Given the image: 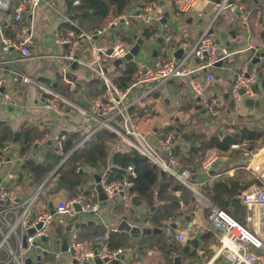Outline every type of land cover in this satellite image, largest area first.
I'll return each mask as SVG.
<instances>
[{
    "label": "built area",
    "instance_id": "1",
    "mask_svg": "<svg viewBox=\"0 0 264 264\" xmlns=\"http://www.w3.org/2000/svg\"><path fill=\"white\" fill-rule=\"evenodd\" d=\"M44 0H0V42L3 57L0 58V71H9L15 81L30 84L37 87L41 94L44 110L56 115H65L78 118L82 123L85 138L81 143L101 130H109L120 140V144L127 151H136L145 157L150 163L161 171L169 173L183 186L188 188L195 198L196 207L192 211V225L180 228L176 231L175 238L183 245L192 241L199 231L212 232L217 237V245L211 256H204V264H264V145L260 148L250 147L251 141L247 138L233 142L230 150L242 149L245 156L249 157L245 168L250 171L261 184H253L239 195L240 203L245 208V223L240 222L232 214L212 202L202 191L206 180L214 175L220 160L223 158L216 150H210L200 164V170L207 175L204 180H197L187 166L176 155V142L179 136L178 129L171 120L162 121L161 134L154 131L143 130L137 119L135 108L147 97L155 93L157 89L168 87L171 81L186 79L192 92L204 99V109L214 121L223 110V102L218 97H207L209 83L216 79L213 69L218 63H224L234 53L224 45L216 43L211 29L220 18L221 14L228 10L237 14L240 23L246 26L248 38L251 35L250 10L245 0H146L135 3L127 11L113 16L104 27L86 31L81 28L57 29L56 43L64 47V50L54 57L59 65L65 82L72 87L75 84L69 78L72 64L77 68L89 70L95 74L103 84V94L91 99L84 104L75 97L68 96L36 76L14 65L16 59L10 56L16 54L22 59L29 60L34 57L32 45L34 43L33 15ZM80 0H74L77 5ZM140 4H143L140 7ZM140 9V13L135 15ZM165 11H169V21H177V13L193 14L208 19L207 28L196 38L195 43L187 48L180 57L166 52L165 57L149 62L147 55L152 48L151 44L157 42V38H164L161 34V25ZM31 13L30 23L25 22V14ZM10 13H13L10 16ZM137 18L142 27L140 31L156 22L157 31L155 41L143 46L133 60L137 65L136 74L128 80L126 85H120L118 79L122 72L115 64L113 73L108 74L104 69L105 62H114L116 59H124L134 44H128L120 37L111 38V44L99 42L104 38L108 30L121 23L131 24V19ZM125 19L124 22L121 20ZM11 22L17 25L15 34L9 35L4 28ZM152 29V27H151ZM134 30V33H138ZM166 34V31L162 29ZM160 45V44H158ZM254 45H250L252 47ZM249 47V48H250ZM112 52L108 54V50ZM127 62L121 66H125ZM258 70H248L247 64L233 75L230 89V98L239 107L245 97L259 98L254 90V85L259 82ZM6 79L0 76V89ZM244 90V93L241 91ZM4 102L11 100L10 93H0ZM236 116V115H235ZM264 127V121L263 125ZM66 135L46 134L32 142V145L45 144L50 140L54 142L59 154L63 153V143ZM19 145L12 141H6L0 145V264H26V251L32 249L36 241L37 248L49 250L53 246L52 224L57 216L77 217L79 213L100 215L103 210L102 201H90L84 193L71 198L61 197L54 203V213L49 208L35 214L34 207L45 183L35 192L25 193L18 201L17 198L24 194L21 188L15 184L17 171L5 169L10 163L11 156L16 158ZM78 147V145H77ZM69 151L63 162L70 156ZM128 178L111 180L107 173L102 175L100 183L103 186L108 202L121 199L130 202L133 198L131 186L133 178L137 177L135 167L128 165L125 168ZM213 172V174H212ZM211 173V174H210ZM11 184V185H9ZM180 203L183 204L182 200ZM75 204H80L77 210ZM34 216V218H33ZM42 223L41 228H36L34 235L28 231ZM117 231L116 227L107 228L88 239L81 240L79 232L73 229L68 237L70 263L77 260L78 264H97L96 259H107L106 264H129L133 258V248L127 246H111V234ZM42 236L47 239L42 240ZM40 238V239H39ZM38 239V240H37ZM39 240L42 243L39 245ZM68 251V253H69ZM164 264H171L166 262Z\"/></svg>",
    "mask_w": 264,
    "mask_h": 264
},
{
    "label": "crops",
    "instance_id": "2",
    "mask_svg": "<svg viewBox=\"0 0 264 264\" xmlns=\"http://www.w3.org/2000/svg\"><path fill=\"white\" fill-rule=\"evenodd\" d=\"M140 1L143 0H131L127 10L135 3ZM245 1L249 5L251 26L250 38H248L246 33V44L233 41V39L237 38V35L240 33L239 27L234 26L230 30L227 41L218 37L220 40V45L228 47L233 53L240 54L239 56L233 54L229 61H227V64L224 62L213 69L216 79L209 83L207 97H218L222 100L224 106L219 117H217L214 121L212 120V118L206 113L204 109V99L196 96L192 92L186 79H177L171 81L168 87H161V89H157L155 93L145 98L135 108L139 125L145 131H154L157 135L161 134L163 132L161 123L165 120H171L172 124L178 130H182H180L181 132H179L180 134L177 137L176 142V155L181 162H184L182 158H189L185 157V154L187 155L190 153V151H195L197 149L198 145L191 144V141L194 140L200 143L206 137L217 132V130H219L220 133L221 129L223 130V133H220V136L222 137L225 133H227V131H234V127H236L238 124H246L260 133V136L257 138H247L251 141L250 147H253L255 143L264 142V140L262 141L264 138V127L262 126L264 121V74L260 76L258 75L257 78L261 86L259 98L262 99L261 105L259 107L247 106L243 103L244 110H240L238 115L235 116L233 109L227 105V102L230 99V89L233 75L236 71L247 64V61L243 59L241 54L245 49H248L250 45H259L261 42L260 36L264 32V0ZM75 6L76 5L74 2L72 5L68 4V0H44L43 3L38 8H36L33 15L34 43L32 45V53L34 57L29 60L22 59L16 54L11 55L10 57L16 59L14 65H16L18 68L21 69L22 66L26 67L28 71H24L30 75L38 77L39 79L53 86L58 91L68 96L75 97L77 100L86 104L91 99L103 94L104 87L102 81L92 72H90L89 75H85L83 68L76 67V69H72L69 73V75H71V77H69L70 80H72L75 84V87H72L63 79L61 70L59 69L58 71V69H54V65L59 67L56 59L47 55H55L64 50L63 46L56 43L57 29H74L70 28V25H72L76 28L90 31L96 28L104 27L110 18L119 14H112L102 21L93 23L84 20L81 16H79V12L74 10ZM12 14L13 13H10V16H12ZM187 15L190 14L177 13L176 16L178 19L173 25L174 27L171 26L169 20L167 21V26L161 25V34L159 35H164V38L162 40L158 37L157 42L151 44L152 48L148 51L147 55L148 61L150 63L154 60L165 57L166 52L173 53V55L176 57V52H178L180 49H183L182 54L184 53V51L187 49V42L184 40L185 31L183 22ZM195 16L197 17L195 24L188 25L189 28H187V30L189 29L190 33L193 34L195 38H197L202 33V31L207 28L209 21L207 18H202L197 15ZM31 20V13H26L25 22L30 23ZM92 24H98V26L91 28ZM16 28L17 25L14 22H11V24L4 28V30L9 35L13 36L15 34ZM132 29L133 27H129V25L126 23H121L113 28L115 32L114 37L118 36L123 41L130 44L133 41L134 35L132 34L134 33V30ZM162 29L166 31V34L162 32ZM105 38L106 36L100 39L102 41L99 40V42L110 45L104 40ZM152 41H155L154 37L150 38L148 43H151ZM3 56L4 55L1 52L0 42V58ZM117 68L118 69L115 71L120 70L122 72L123 66ZM260 71L264 72V68L260 69ZM0 76L6 79V82L3 83V86L0 89V93H10L12 96L11 100L4 102L0 95V123L11 127V129L16 133H21L22 131H25L27 127H31L33 131L37 132L38 136L35 137L36 139H40L46 134L50 136L64 134L67 137L68 134L73 132H84L80 119L69 117L67 114L56 115L44 110L42 106L41 94L37 87L30 84H24L20 81H15L13 74H11L9 71H0ZM162 99H164V103L166 104L165 108L156 106V103ZM198 102H202V108L199 107ZM173 105H176V107ZM167 107L170 108L168 112L165 111ZM192 108L194 109V112L190 113ZM162 111L165 112L162 117L163 119L161 118L160 121L155 123L154 119L158 116H161L160 113ZM255 117L257 118L255 119ZM144 119L146 122L141 123ZM254 119L255 124L253 125L252 122ZM218 122H221L220 126H217L218 124L216 125ZM147 123H152L153 125L147 129ZM225 127H227L229 130H225ZM35 138L34 140H36ZM7 141L17 143L19 147L16 158L11 156V161L6 165L5 169L17 171V179H15V184L21 188L24 194L35 192L38 187L46 182L43 190L40 193L39 202L37 201L38 207H34L35 214L48 208V200L50 198H53L54 203H56L57 201L55 202L54 197L57 195H59V200L62 196L65 198H71L74 195L84 193L90 201H100L98 192L88 188V185L94 181L93 174L101 173V175H104L107 173L109 176V167L112 165H117L112 163V157L114 153L118 151H127L120 144V140L116 136L115 140L109 141L110 155L108 157L107 166L104 167L101 165L98 169H94L89 164L83 163L81 169L78 167L77 170L80 169L83 171V174L80 177L84 178L88 182L86 183L85 181H82L79 186L73 185L71 188H66L64 186L59 187V185H61L57 182V179L61 176V173L59 172H57L54 177L48 180L49 175L53 171L60 169L61 164H64V158H62L61 161L55 165L53 170L48 173V175L40 184L35 183L32 180V175L28 169L24 167V164L27 160L43 163L46 160H55L58 155L61 156V154L58 152L55 153L54 147L56 146L53 141L50 140L48 143L37 144L34 146L31 142V146L26 149L25 152H23V144L21 142L14 140ZM82 143L79 142L78 146H80ZM210 150H216L220 156L223 157L219 162L217 170L214 171L215 174L206 180L207 182H205V185L202 188L203 193L212 202L217 204L210 198L209 192L211 187L215 184V181L220 177H222V179L226 176L233 178L234 183H230V186L232 184H237L236 190L233 194H226V201L229 200L232 195H234L235 199H239V195L242 191L246 190L253 184H260V181L245 168L249 157L244 155L242 149L230 150L229 148L222 151L216 148H211ZM200 164L194 166V168L197 169V174L194 176V178L197 180H204L207 178V175L200 170ZM117 166L121 167L120 165ZM111 173L123 175V177L119 179H125L129 177L128 173ZM239 186L241 187V190H238ZM167 193L174 198H180L183 204L180 203V200L179 204H177L174 200H158L156 199V196L154 198V206H150V199L153 200V197H149L150 199L143 197L134 203L133 198L130 201L131 204L129 203L130 205L127 209L129 215L127 216L131 222H139L143 226L159 227L162 229V231L140 237H133L130 233L119 231V233H121L119 235L121 241L119 246L133 248V258L129 264H164L166 262L173 264V255L165 253L168 247L173 244H176L178 247H180V254H183L184 264H188L187 261L189 262L193 256H196L198 259L195 264H204L216 247L218 241L215 234L202 230L199 231V236H197V234L195 236V238L199 239V245L195 246L192 242L194 240L193 239L187 244L191 246V252L189 254L184 252L183 249L186 245H183L177 241L175 235L178 229L189 226L190 222H192L191 212L196 207V204L194 201L193 203H186V200L181 197L182 193L180 190L173 191L168 189ZM240 205L244 210L245 217V208L241 203ZM110 211L111 210H108L106 207H103L100 215L88 214V217L72 224H70V222L65 223V219H62L71 218L69 216H64L60 219L56 218L52 224V235L54 241L53 245L57 240L62 239L64 233H70L73 229H76L82 234V237L88 239L89 237L105 231L107 228L116 227L120 219L116 221L115 216ZM167 213L169 214V217L167 216ZM146 217L149 219L148 222L143 221V219L145 220ZM154 220L159 221L155 222ZM111 221L115 222L111 223ZM76 224H78V226H76ZM40 241L41 240H39V245L42 244ZM44 251L45 250L38 249L36 255L41 253L44 262L46 259H52V257H44ZM203 252L205 253L204 256L208 257L207 259L200 258L199 254ZM36 255L34 257H36Z\"/></svg>",
    "mask_w": 264,
    "mask_h": 264
},
{
    "label": "trees",
    "instance_id": "3",
    "mask_svg": "<svg viewBox=\"0 0 264 264\" xmlns=\"http://www.w3.org/2000/svg\"><path fill=\"white\" fill-rule=\"evenodd\" d=\"M131 0H80V3L75 6V11L79 12L84 20L97 23L102 21L108 16L114 14H120L127 10ZM146 1V0H143ZM74 0H68V4L72 5ZM98 26V24H92L91 28ZM70 28L76 29V27L70 25ZM137 72V65L133 61L127 62L122 69V76L119 79L120 85H126V82L130 80ZM229 133V134H228ZM38 136L37 132L33 131L31 127H27L25 131L21 133L14 132L11 127L0 123V145L7 140L19 141L23 144V152L26 151L31 146L32 140ZM260 136L258 131L249 127L246 124H238L234 127V131H227L222 137L220 136L219 130L211 134L202 140L195 151H190L189 154H185L182 158L183 163L189 169H191L193 175L197 174L194 166L201 163L205 154L211 148H216L218 150H227L230 148L233 142L239 141L243 138H257ZM34 137V138H33ZM33 138V139H32ZM85 138V133L81 131L73 132L67 135L63 143V153L58 155L55 160H46L43 163H37L33 160H27L24 167L28 169L32 175V180L35 183H41L49 172L53 170L55 165L61 161L65 155L72 150L70 156L64 161V164L58 170L63 176L62 183L59 187L71 188L73 185L79 186L85 179L80 176L83 174L81 167L83 163L89 164L94 169H98L101 165L107 166L108 157L110 155L109 151V141L115 140L116 135L109 130H101L87 138L83 143L77 147L79 142ZM36 139V138H35ZM48 143V142H47ZM55 153H57V147H54ZM112 163L120 165L123 168L128 167V165H133L135 167L137 177L133 178V186H131V192L133 198L138 201L143 197H153L150 198V206H154V198L158 200H174L179 204L180 198H174L168 195V189L173 191H181V197L186 200V203H194L195 198L192 192L183 186L178 180H176L169 173L160 171L157 166L150 163L145 157L138 154L136 151H118L114 153L112 157ZM78 167H80L79 170ZM109 179L117 180L123 175L121 174H109ZM225 179V180H223ZM220 177L215 181V184L211 187L209 192L210 198L215 201L221 208L228 211L240 222L245 223L244 210L239 203V199L232 197L226 201V194H233L236 190L237 184L230 183L233 182V178L226 176L225 178ZM234 183V182H233ZM261 184V183H260ZM158 186V187H157ZM157 190V191H155ZM241 190V187H238ZM171 198V199H170ZM196 204V203H195ZM169 217V214L167 213ZM148 217L143 219L144 222H148ZM158 222L159 220H154ZM98 232V231H97ZM119 231H113L111 234V246L118 247L121 244ZM79 238L81 240L85 239L79 232ZM113 241V242H112ZM195 246L199 245V239L194 238L192 241ZM169 255L180 254V247L176 244L171 245L165 251ZM182 253V252H181Z\"/></svg>",
    "mask_w": 264,
    "mask_h": 264
},
{
    "label": "water",
    "instance_id": "4",
    "mask_svg": "<svg viewBox=\"0 0 264 264\" xmlns=\"http://www.w3.org/2000/svg\"><path fill=\"white\" fill-rule=\"evenodd\" d=\"M216 1H220V0H216ZM161 4L164 3L163 0L160 1ZM143 4H140V7H142ZM140 13V9H138L135 13V15H138ZM168 18H169V11H165L164 13V18L162 20L163 24H167L168 22ZM122 22L125 21V19L121 20ZM156 27L154 30L151 29V27L146 26L143 28V30L140 33H132L133 35V46L131 47L130 52L126 55V57L124 59H116L114 61V64L116 67H120L123 63L125 62H131L134 60V58L136 56H138L141 48L143 46H145L146 44H148V41L150 38H153L156 34L157 31ZM132 30H138V28L136 29L135 27H133ZM134 32V31H133ZM210 33H213L214 30L211 29L209 31ZM261 38V42L259 43V45H254L248 49H245L244 52L242 53V57L245 61H247V67L248 70L250 71L252 68H256L258 71L262 68H264V32L261 34L260 36ZM163 40V38H160ZM216 43H220V40L218 37H216ZM112 52V49L110 48L108 50V54H110ZM183 52V49H180L178 52H176L177 57H180L181 54ZM222 62L218 63V65H221ZM76 63L72 64V69H76ZM69 77H71V75H68ZM254 90L260 94V90H261V86L259 84V82H257L254 85ZM242 93H244V90L241 91ZM261 101L262 99H255L252 97H245L243 103L247 106H257L259 107L261 105ZM206 111V110H205ZM220 133H223V130H220ZM186 137V136H185ZM195 149V148H194ZM62 166V164L60 165ZM59 166V167H60ZM59 170V169H57ZM57 170L53 171L49 177L48 180L51 179L52 177H54L57 174ZM111 172H116V173H122V174H126L127 171L125 168L119 167L117 165H112L109 167L108 169V174H110ZM94 177V181L93 183H90L88 185V188L96 190L99 194V200L103 202L104 205L108 204V200H107V196L104 192L103 186L100 183L102 175L101 173H94L93 174ZM62 179L63 176L61 175L57 180V182L59 184L62 183ZM85 182L87 183L88 181L85 180ZM83 189V187H82ZM25 196V194L20 195L17 200L20 201L23 197ZM76 209L80 210L81 209V205L80 204H75ZM48 208L51 210V213H54V200L53 198H50L48 200ZM115 221H111V223H113ZM192 225V222H190L189 226ZM76 226H78V224H76ZM42 227V223H38L36 227H32L29 229L28 233L29 234H34L36 228H41ZM116 230L120 231V232H127L130 233L133 237H140V236H145L147 234H151V233H156L159 231H162L161 228L159 227H149V226H143L141 225V223L139 222H131L129 220V217L127 215H121L120 216V221L117 223L116 225ZM68 232L64 233V236L62 237V239L57 240L54 243V247L52 246L49 250H45L43 252L44 257H52V259H46V261H43L42 258V254L38 253L36 255V257L34 256H29L26 259V264H55L57 261L60 262L63 260L62 264H71L70 263V255L74 254V250L72 248H70L69 251V245H68ZM200 235V232L197 233V236ZM47 238L45 236H42V240L45 241ZM34 245H37V241L34 243ZM191 246L190 245H186L184 247V252L189 254ZM69 251V253H68ZM68 254V256H64L63 254ZM65 258V259H64ZM68 258V259H67ZM57 260V261H56ZM107 259H100L97 258L96 262L97 264H104V262ZM72 264H78L77 260H72ZM84 264H88V262H84ZM173 264H184L183 263V254H176L173 256Z\"/></svg>",
    "mask_w": 264,
    "mask_h": 264
},
{
    "label": "rangeland",
    "instance_id": "5",
    "mask_svg": "<svg viewBox=\"0 0 264 264\" xmlns=\"http://www.w3.org/2000/svg\"><path fill=\"white\" fill-rule=\"evenodd\" d=\"M196 19L197 17L193 14H190V15H187L186 16V19L184 20L183 22V26H184V40L185 42H187V48H190L194 43H195V36L193 34L190 33V30L187 28H189L188 25H193L195 24L196 22ZM131 21V24L129 25V27H135V28H138V27H142V23L137 19V18H133L130 20ZM171 23V26L174 27L173 25L175 24L173 21H169ZM160 24V23H152L151 24V27H152V30H154L157 25ZM239 27V31L240 33L237 35V38L233 39L234 42H238V43H243V44H246V26L241 24L240 23V19L238 17L237 14H234V13H231L230 11L226 10L224 11L220 18L218 19L217 23L215 24L214 26V36L215 37H219L220 39H224L227 41V37L229 36L230 34V30L233 28V27ZM129 30V29H128ZM114 30L113 29H110L108 30L107 34H106V38L104 39L107 43L111 44V38L114 37ZM102 41V40H100ZM231 51V50H230ZM236 55H240L239 53H234ZM242 55V54H241ZM235 57V56H234ZM230 57L225 61L226 64H227V61H229ZM113 65H114V62H105L104 61V69L105 71L108 73V74H112L113 73ZM23 67V68H22ZM21 69L23 70H27L26 67L22 66ZM58 66L54 65V69H58L59 71V67L57 68ZM83 72L85 75H89L90 74V71H87L85 69H83ZM264 72L260 71L259 70V73L258 75H263ZM174 103V102H173ZM198 105L200 108H202V102H198ZM227 105L233 109V113L234 115H238V113L240 112V110H244V106H243V102L240 103L239 107L235 108V103L234 101L230 98L227 102ZM156 106H160V107H166V104L164 103V99L162 100H159L157 103H156ZM176 107V105H173ZM170 108L167 107V109L165 111H169ZM194 112V109L192 108L190 113H193ZM161 116H158L154 119V122L156 123L157 121H160V119L163 117V115L165 114V112H161L160 113ZM168 114V113H166ZM257 117H255L256 119ZM163 119V118H162ZM255 119L253 120L252 124L254 125L255 124ZM145 119L141 122V123H145ZM218 124V125H217ZM153 124L152 123H147L146 124V128L149 129ZM217 126H220L221 125V122H218L216 123ZM181 130V129H180ZM180 130H178L179 132H181ZM214 130V129H212ZM225 130H229L227 127H225ZM264 140V138L262 139V141ZM191 144L193 145H199V143L197 141H191ZM264 145V142H261V143H255V145H253V147H256V148H260V146ZM249 161V159H248ZM59 195L55 196V202L58 201V197ZM75 196V195H74ZM73 197V196H72ZM39 202V200H38ZM37 202V203H38ZM136 202V200L133 198V203ZM113 203V204H112ZM130 202H124L122 201L121 199H115L114 201H110L108 202L107 205L103 206L104 208L106 207L108 210H111L110 212L113 213V215L115 216V220L118 221V219H120V216L121 215H129V212L127 211ZM36 208L38 207V204L35 205ZM193 211V210H192ZM192 213V212H191ZM89 215L87 213H79L77 215V217H75L74 219H71V218H62V219H65V223L66 222H70V224L74 223V222H78L79 220H83L84 218L88 217ZM61 217H64V216H61ZM60 216H57L58 219L61 218ZM66 217V216H65ZM69 237V241H71V237L68 235ZM41 246V244H40ZM38 249L39 250H42L40 248H37L36 246H34L32 249L26 251V254H25V257H29V256H35L36 253L38 252ZM64 256H66L67 254H63ZM65 259V258H64ZM57 261V260H56ZM198 261L197 257L196 256H193V258L187 263L188 264H195L196 262ZM63 260L60 261V262H56L55 264H62ZM186 264V263H185Z\"/></svg>",
    "mask_w": 264,
    "mask_h": 264
},
{
    "label": "flooded vegetation",
    "instance_id": "6",
    "mask_svg": "<svg viewBox=\"0 0 264 264\" xmlns=\"http://www.w3.org/2000/svg\"><path fill=\"white\" fill-rule=\"evenodd\" d=\"M69 235V234H68Z\"/></svg>",
    "mask_w": 264,
    "mask_h": 264
}]
</instances>
